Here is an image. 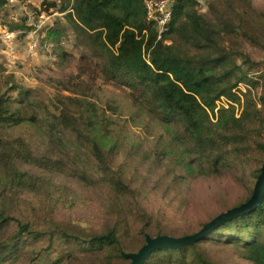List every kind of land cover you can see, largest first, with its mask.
<instances>
[{
	"label": "trees",
	"instance_id": "obj_1",
	"mask_svg": "<svg viewBox=\"0 0 264 264\" xmlns=\"http://www.w3.org/2000/svg\"><path fill=\"white\" fill-rule=\"evenodd\" d=\"M168 1L171 17L160 38L143 0H41L33 7L38 14H65L78 43L98 60L97 70L82 67L91 73L84 78L78 66L77 73L56 80L52 109L35 100L31 89L9 84L12 76L5 81L0 264H127L121 253L137 251L146 235L179 237L207 223L194 231L186 230V220L170 225L142 205L134 167L113 168L117 150L129 158L133 150L144 153L131 138V125L146 128L157 165L171 162L163 173L171 172L174 184L228 173L247 190L236 205L250 198L264 161V61L253 59L242 44L247 41L264 55V13L254 0H204L203 8L199 0ZM14 7L0 0V12L10 20ZM55 20L41 31L46 42L64 33ZM12 23L9 32L21 27ZM97 75L125 88L137 111L130 113V123L116 116L113 100L97 102V93L105 90L96 85ZM24 123L37 130L45 148L36 149L19 133ZM61 176L94 190L109 187L99 227L61 215L54 197L66 188L54 187ZM141 178L151 190L158 187L157 180ZM143 264H264V192L259 206L192 244L154 249Z\"/></svg>",
	"mask_w": 264,
	"mask_h": 264
},
{
	"label": "rangeland",
	"instance_id": "obj_2",
	"mask_svg": "<svg viewBox=\"0 0 264 264\" xmlns=\"http://www.w3.org/2000/svg\"><path fill=\"white\" fill-rule=\"evenodd\" d=\"M199 1L200 8H203L204 0ZM40 2L41 0H15L13 9L15 14L13 15L16 16V21L8 19L7 14H4L6 12L4 9L0 12V94L4 92L7 86L5 81L12 76L9 84L15 82L22 87L31 89V96L35 100H41L44 105L52 109L56 94L54 89L56 80L70 73H77L80 71L78 66L81 69L87 67L97 70L98 60L92 58L89 51L78 43L74 28L65 14H46L49 18L46 19L45 24L56 19L58 26L64 28V33L59 34L52 42L44 41V34L41 35V31H37L33 37H29L27 32L31 28L26 29V26L38 20V13L33 7ZM253 6L264 13V0H254ZM26 17H29V20L25 19V26H23L21 24L22 18ZM11 22L16 26H21L14 31L15 36L11 44L14 47L13 52L8 49L10 46L8 40L3 38L4 32H9L8 24ZM31 40L35 45L30 52L28 45H30ZM242 46L253 59L264 61L263 52L259 48L247 41H244ZM62 51L66 53L63 58L56 54ZM81 55L86 56V58L80 59ZM84 69L83 75L84 78H87L91 73L88 70L84 73ZM95 82L96 85L105 89L97 93L100 99L97 102L104 105L102 98L113 100L119 108L116 116L120 119H126L130 123V113L137 111L129 106L125 98V88L122 85H115L111 81H104L100 75H97ZM9 95L13 97L16 94L14 90H11ZM139 114L145 115L144 113ZM130 131V133L135 132L131 138L139 143L136 146L140 145L144 149V153L133 150L129 154V158L128 155L124 154V151L117 150L111 165L114 169L118 164L134 167L133 171L137 174L134 184L138 190L143 192L142 205L155 216L166 218L170 225L173 223L182 224L183 220H186L184 223L186 230L194 231L201 222H208L216 215L237 206L236 204L246 196L247 190L235 183L228 173H224L220 177L187 178L184 181L181 180L180 184H174L175 182L170 179L172 173H163V170L172 167L171 162L163 159L162 164L157 165L154 161L153 142L146 132V128H141L139 124L131 125ZM19 133L27 137L36 149L46 147L42 140L36 138L39 133L37 130L34 131L33 127H28L24 123L21 125ZM175 173L183 176L178 169ZM141 175L149 176L151 181L157 180L158 187L155 190L146 187L141 183ZM56 186L66 187L64 190L54 193V197L59 202L58 207L62 216L69 217L71 220L88 227H99L102 224L105 217V205L111 193L109 187L94 190L77 180L67 181L62 176L55 179L54 187Z\"/></svg>",
	"mask_w": 264,
	"mask_h": 264
},
{
	"label": "water",
	"instance_id": "obj_3",
	"mask_svg": "<svg viewBox=\"0 0 264 264\" xmlns=\"http://www.w3.org/2000/svg\"><path fill=\"white\" fill-rule=\"evenodd\" d=\"M264 192V161L260 167V173L258 174L250 198L234 206L225 212H222L206 224H204L199 230L194 233L186 234L179 237L159 235L156 237L145 236V243L135 252H122V256L129 260L127 264H143V262L148 258V255L152 250L156 248H178L185 244H192L196 240L200 239L204 234L208 233L214 227L218 226L225 220L235 218L238 215H242L247 211L261 204V199Z\"/></svg>",
	"mask_w": 264,
	"mask_h": 264
},
{
	"label": "built area",
	"instance_id": "obj_4",
	"mask_svg": "<svg viewBox=\"0 0 264 264\" xmlns=\"http://www.w3.org/2000/svg\"><path fill=\"white\" fill-rule=\"evenodd\" d=\"M8 3H15V0H7ZM169 1L168 0H143V4L146 9V14H147V19L151 20L156 23V28L158 31V38L167 31L168 29V22L171 17V12H170V6H169ZM53 15L61 14L57 12H53ZM49 18L44 13H39L38 14V20L34 23H32V28L30 29L29 32H27V35L29 37H33V34L36 33L37 31H42L45 29V27L48 25L45 24L46 19ZM13 19H16V16H13ZM27 21L29 20V17H26ZM50 22V21H49ZM50 24V23H49ZM15 36V32H8L5 31L3 34V38L8 40L9 46V51L13 52L14 47L11 46L13 42V38ZM33 40L30 41V45H28V50L31 52L32 47H34ZM11 57H13V54H11Z\"/></svg>",
	"mask_w": 264,
	"mask_h": 264
}]
</instances>
